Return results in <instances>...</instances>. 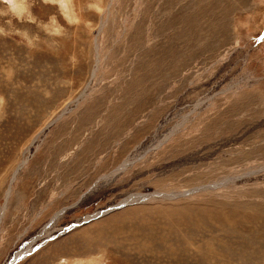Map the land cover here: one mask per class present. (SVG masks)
Here are the masks:
<instances>
[{
    "label": "rangeland",
    "instance_id": "374dc122",
    "mask_svg": "<svg viewBox=\"0 0 264 264\" xmlns=\"http://www.w3.org/2000/svg\"><path fill=\"white\" fill-rule=\"evenodd\" d=\"M74 2L0 38V264H264V0Z\"/></svg>",
    "mask_w": 264,
    "mask_h": 264
},
{
    "label": "clouds",
    "instance_id": "9594fccd",
    "mask_svg": "<svg viewBox=\"0 0 264 264\" xmlns=\"http://www.w3.org/2000/svg\"><path fill=\"white\" fill-rule=\"evenodd\" d=\"M38 2L56 7L66 24L74 26L75 29L81 25L89 27L91 24V21L84 17L83 10H77L74 0H0V18L7 17L0 22V38L17 37L27 49L35 52L41 51L38 47L41 42L40 32L33 33L28 28L18 27L14 21H18L20 24H35L45 36L63 37L68 28L60 23L56 13L49 15L47 21L33 13L32 8ZM87 10L94 11L98 15L101 14L104 10L103 0H87ZM68 61L72 65V70L79 66L75 54L70 55ZM15 75L14 70H12L11 76L6 72L5 79L10 81L15 78ZM7 104L8 97L0 93V121L7 118ZM61 264L64 262L62 261ZM85 264H111V261L106 253H99L97 261L85 262Z\"/></svg>",
    "mask_w": 264,
    "mask_h": 264
},
{
    "label": "water",
    "instance_id": "95a60500",
    "mask_svg": "<svg viewBox=\"0 0 264 264\" xmlns=\"http://www.w3.org/2000/svg\"><path fill=\"white\" fill-rule=\"evenodd\" d=\"M119 206H120V205H117V206H115V207H113V208H109V209H107V210L97 212L94 216L97 217V216H100V215H103V214L109 213L111 210H113V209H115V208H117V207H119ZM83 222H84V221H83ZM78 224H80V223H75V224H73L70 228H73L74 226H76V225H78ZM29 253H31L30 250H29V251H26V252H24V253H22V254H20L19 256L14 257V259L11 261L10 264H15L17 261H19L20 259L24 258V257H25L26 255H28Z\"/></svg>",
    "mask_w": 264,
    "mask_h": 264
},
{
    "label": "bare ground",
    "instance_id": "6f19581e",
    "mask_svg": "<svg viewBox=\"0 0 264 264\" xmlns=\"http://www.w3.org/2000/svg\"><path fill=\"white\" fill-rule=\"evenodd\" d=\"M191 192H192V191H191ZM130 201H133V200L131 199ZM20 253L22 254V253H24V252H20ZM19 255H20V254H19ZM19 255H18V256H19ZM13 259H14V258H13ZM11 261H12V260H11ZM10 263H11V262H9V264H10Z\"/></svg>",
    "mask_w": 264,
    "mask_h": 264
}]
</instances>
